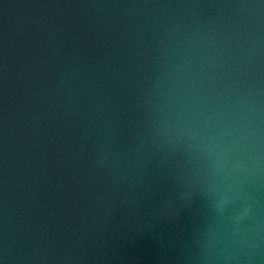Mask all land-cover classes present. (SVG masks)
Returning <instances> with one entry per match:
<instances>
[{"label": "water", "instance_id": "95a60500", "mask_svg": "<svg viewBox=\"0 0 264 264\" xmlns=\"http://www.w3.org/2000/svg\"><path fill=\"white\" fill-rule=\"evenodd\" d=\"M0 264H264V0H0Z\"/></svg>", "mask_w": 264, "mask_h": 264}]
</instances>
